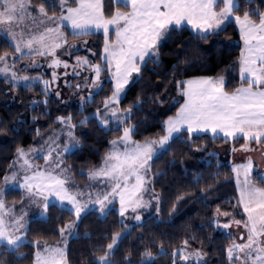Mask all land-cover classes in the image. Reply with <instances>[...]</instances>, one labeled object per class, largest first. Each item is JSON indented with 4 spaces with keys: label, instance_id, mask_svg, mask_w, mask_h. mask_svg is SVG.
<instances>
[{
    "label": "trees",
    "instance_id": "obj_1",
    "mask_svg": "<svg viewBox=\"0 0 264 264\" xmlns=\"http://www.w3.org/2000/svg\"><path fill=\"white\" fill-rule=\"evenodd\" d=\"M41 2L33 0L36 7ZM239 2L241 7L237 15L246 11L264 12L263 0ZM49 4H45V9L52 14ZM73 5L76 4L71 2ZM116 10L113 0H104L107 17ZM55 13L59 14V9ZM69 37L73 38L70 34ZM84 37L95 44L96 60L102 62L104 34L93 33L74 39ZM13 48L10 40L0 34V55L14 54ZM242 51L240 28L235 21L208 34L206 40L200 39L188 26L170 29L167 39L159 46L158 63L149 61L143 66L140 76L129 85L121 102L123 109L133 110L128 120L135 127L133 139L146 142L166 134V121L175 116L184 102L179 83L196 77H225L228 93L247 85L240 78ZM104 75H107V70ZM113 91V82L106 79L102 90L81 108L79 104L64 105L40 85L15 87L0 78V139H5L0 140V189L5 184L3 178L12 171L17 150L36 145L44 136L62 126L58 118L69 116L77 126L82 147L68 155L66 163L77 182L90 184L87 172L101 166L112 141L123 135L120 127L106 129L100 126L94 115L103 108L104 101ZM173 100L177 101L174 105ZM85 118L88 122L81 126ZM245 142L244 137L231 140L205 133L189 134L187 131L175 137L151 164L152 189L161 199L159 213H146L142 223H131L130 231L112 255L111 264H152L142 260V253L146 250L155 257L154 264H174L177 257L173 253L176 254L185 241L206 252L208 264H229L227 249L231 241L217 230L216 215L228 213L243 221L246 215L238 204L234 167L216 151L226 146L238 148ZM261 177L254 176V183L264 188ZM24 197L19 189L6 193V201L10 204L19 203ZM52 205L55 206L48 208V218L34 217L30 220L28 241L15 255L0 247V264H34L38 248L58 246L66 241L69 264H95L98 257L104 255L103 250L107 249L112 237L124 231L129 222L123 221L116 208L105 215L91 210L76 222L71 235L66 232L62 237L59 230L75 222V217L69 215L67 207L57 203ZM21 256L24 258L18 259Z\"/></svg>",
    "mask_w": 264,
    "mask_h": 264
},
{
    "label": "snow or ice",
    "instance_id": "obj_2",
    "mask_svg": "<svg viewBox=\"0 0 264 264\" xmlns=\"http://www.w3.org/2000/svg\"><path fill=\"white\" fill-rule=\"evenodd\" d=\"M71 2L77 6L72 7L69 0H53L49 7L55 13L58 3L60 15L50 16L45 9L48 0H42L35 12L31 9L32 0H0V32H7L15 41L13 48L15 53L21 58L27 56L31 59L32 54L55 56V50L66 43L62 26L71 29L73 38L87 36L93 29H103L105 56L102 59L106 61L108 71L115 81V90L112 96L104 101L103 106L107 112L102 116L98 109L95 114L102 127L108 126V116L119 124L131 119V108L121 117L120 109L112 105L119 104L121 92L129 83L131 74L140 72V64L146 65L149 61L158 63V44L169 35L170 29L180 28L186 23L191 25L200 39L206 40L209 33L220 29L241 7L239 0H113L117 10L110 18H106L102 11V0H71ZM221 4L223 7L216 11ZM121 7L127 11L121 12L119 10ZM252 17L257 19L254 20ZM234 19L239 25L241 38L244 41L239 70L241 81L246 83L247 87L237 88L229 94L224 90L222 77L215 80L199 78L179 83L178 88L181 89L180 95L184 97V102L175 117L166 121V135L143 145L135 144L129 149L133 128L125 126L120 140L112 141V151L105 156L103 165L89 173V179L109 183L110 192L103 196L97 194L95 200L90 197L88 202L82 203L78 196L83 193H72L65 187L68 180L64 173L67 170L61 169L60 173H56V169L63 163L60 159L61 153H57L54 159L55 149L50 148L47 155L42 157L45 168L43 170L37 168L33 171L36 166L27 158L28 153L23 149L17 150L20 160L23 161L20 167L25 173L23 183L18 186L30 197L43 198V213H46L50 206H55L49 201V196L55 197L61 207L65 201L71 205L67 211L70 216L75 217V222L59 230L62 237L66 232L72 234L71 230L77 226L76 222L80 220L81 213L88 209L89 203L98 204L100 212L104 214L106 202L111 204V198L118 196L119 214L122 217L129 208L135 213L138 208L149 207V203L140 195L145 190L146 183L142 170L145 173L150 171L148 161L152 159L154 147L159 146L163 149L173 138V133H180L182 129H186L189 134L211 131L213 136L223 133L225 137H236L240 134L245 140L262 142L264 138V12L246 11L243 16L235 15ZM121 22H123L122 26ZM110 25L116 26V39L111 43L108 39ZM17 28L20 29L19 32L15 31ZM17 36L20 39H17ZM34 45L38 47H33ZM82 63L87 64L88 61ZM60 64L61 61L54 58L49 66L57 67ZM63 66L68 67L66 63ZM13 67L15 63L8 64L7 54L0 55V75L6 77L10 75L11 80L16 84L21 82L26 84L29 77L18 76L16 72L11 71ZM92 70L98 81L101 74L100 65H93ZM53 79L55 80V74ZM44 84L47 90L48 82L45 81ZM88 100L90 101L91 97ZM58 122L75 127L71 123V117L58 118ZM87 122L88 118H85L81 126ZM68 136L70 140H74L71 131L68 132ZM118 143L125 145L124 151L118 149ZM75 146V144L66 145L63 152H70ZM241 169L244 175L242 186L239 179ZM251 170V161L232 169L236 173V183L240 193L238 204L247 214L244 226L248 235L245 243H234L227 249L229 264H237V262L264 264V188L252 184ZM133 178L135 182L130 183ZM16 179V172L3 178L6 185H10ZM260 179L264 181V177ZM4 191L0 189V247L15 255L24 243L22 237L16 234L23 227L21 223L23 217L9 226L5 217L11 210L6 209L2 199ZM32 202L41 206L39 199H34ZM134 219L139 221L141 217L137 214ZM234 223L239 225L241 221L236 220ZM216 226L227 229L231 224L221 225L216 222ZM123 238L119 233L113 236L107 249H102L104 255L99 256L95 264H111L112 254ZM175 255L173 253V256ZM190 256H194L197 261L203 258L199 251L189 255H185L182 251L180 253V259L185 261ZM23 258L18 257L21 260ZM142 260L154 264L155 257L150 250H146L142 253ZM35 264H67L65 249L46 245L43 254L41 252L35 254Z\"/></svg>",
    "mask_w": 264,
    "mask_h": 264
},
{
    "label": "rangeland",
    "instance_id": "obj_3",
    "mask_svg": "<svg viewBox=\"0 0 264 264\" xmlns=\"http://www.w3.org/2000/svg\"><path fill=\"white\" fill-rule=\"evenodd\" d=\"M48 2L51 4L53 2V0H48ZM69 3L71 5V0H69ZM76 6L77 5H73L72 7H76ZM221 7H223L222 4L216 9V11H219V8H221ZM31 9L33 12H35L38 9V7L34 6L33 0H32ZM56 9L58 10L59 6H56ZM119 10L121 12L127 11V10H123V9L122 10L119 9ZM102 11L105 15L104 0H102ZM53 14H55L56 16L60 15V13L59 14L49 13L50 16ZM235 15H237V14L234 13L233 17L229 21H227L224 25H222L221 28L218 29L217 31L224 28L229 22L235 21V19H234ZM240 16H243V15H240ZM105 17L110 18V17H107L106 15H105ZM122 23L123 22H121V26H122ZM49 26H55V25L49 24ZM183 26H188L189 28H191V25H188L186 23ZM61 30H62L64 36L66 37V43H64L61 48H58L55 50V56L54 57L53 56H38V55L32 54V58L29 59L27 56H24L21 58L19 56V54H17V53L7 54L8 64L12 65L13 63H15V67L11 68V71L16 72L18 76H28L29 77V81L26 84L24 82L16 84L15 81L11 80L10 75L7 77L0 75V78L6 79L13 86L15 85V87L29 88V87H34V86L40 85L44 90H45L44 82L47 81L49 87L45 91L48 94H53L55 96V98L60 100L64 105L79 104L81 106V108H84L87 105V103L92 101L94 96L102 90L106 79L111 80L113 82L114 90H115V81L112 79L111 73L108 71L106 61L104 59H102V62H98L96 60L97 53L94 49L95 44L92 42V40L90 38L84 37L81 39H74L72 37H69V34L71 35V29L70 28H68L66 26H62ZM15 31L19 32L20 29L17 28V29H15ZM115 31H116V26L110 25L109 26V33H108V39H109L110 43L114 42L116 39ZM217 31H215V32H217ZM93 33H103V29H100V30L93 29L91 34H93ZM212 33H214V32H212ZM0 34L3 35L4 37H6L7 39H9L10 42L14 46L15 41L12 40L11 36L7 32H0ZM209 34H211V33H209ZM167 37H168V35L165 36L159 42L158 47L162 43H164V41L167 39ZM17 39H20V37L17 36ZM33 47H38V46L34 45ZM104 47H105V42H104ZM104 47H103L102 58L105 56ZM25 51H27V50H25ZM54 58L60 60L61 64L57 67H50L49 65L51 64V62ZM145 59L147 60L148 58L146 57ZM85 60L88 61L87 64L82 63ZM65 63L68 65L67 68H65L63 66ZM93 65H100V67H101V74H100L98 81L96 80L95 72L92 70ZM144 65L145 64L139 65L140 66V72L139 73L133 72L131 74V77L129 78V83L124 87L123 91L120 94L119 104L118 105H112V107H118L120 109L119 115L121 117H123L126 114V110H127V109L122 108L121 102L124 99V97L126 96V92H127L129 85L135 80L136 77L140 76L141 70H142ZM106 70H107V75H104V72ZM53 74H55V80L53 79ZM107 76L109 78H106ZM219 78H221V77H216V78H211V79L215 80V79H219ZM222 78L224 80V88H225L226 78L225 77H222ZM93 82H95V83H93ZM57 93H59V95H57ZM89 97H91L90 101L88 100ZM85 101H88V102L85 103ZM176 102H177L176 100H173L172 105H174ZM99 110H100V114L102 116L104 115L105 112H107V110L104 109V106H103V108H100ZM96 113H97V111L94 113V115ZM132 113H133V110H132ZM69 117H71V116H69ZM173 117H175V116H172L170 118H173ZM64 118L66 119L68 117H64ZM107 118L109 119V124L107 127H105L106 129H110L112 127H115V128L120 127L123 129L125 126L133 128V131L135 129L133 124L128 123V120H126L124 124H119L118 122L114 121L111 118V116H108ZM71 123H72V125H75V127H70L67 124H62L61 127H59L58 129H55L53 132H51L47 136H44L42 138V140H40L36 145H33L31 147H28V148H22V149L24 150L25 153H28L27 158L30 161H32L34 163V165L36 166L33 169V171H35L37 168L41 169V170H43L45 168V161L42 157L47 155L48 150L50 148L55 149V151H53V158L54 159L56 158L57 153H61L60 159H62L63 163L60 164V168L56 169V173H60L61 169L67 170L64 173V176H66L67 180H68L65 187L72 193H83V195L78 196V199L82 203H84V202H88L90 197L92 200H95L97 194H100L101 196H103L105 193L110 192L111 191V185L107 182H102L101 180H91L90 179V181H91L90 184L89 183L88 184L87 183L86 184L85 183H79L75 180L73 174L70 172L69 166L66 163V158L68 155H70L76 149H81L82 144H81V141L79 138V134L77 132V126H76V124L73 123L72 117H71ZM81 130H83V128ZM69 131L72 132L74 140H70V138L68 136ZM183 131H187V130L182 129L180 133H173V138L168 142L167 145H165V147L163 149H161L159 146L154 147L152 159L148 161V166L150 167V171H147L145 173L142 170V174L145 175L146 183L144 185L145 190H143L140 193V195L143 197V200L148 202L150 206L146 207V208H138L135 213H133L130 208L128 209V211L125 212V215L122 217V219H123V221L128 220L129 222L127 223L126 229L119 233V234H121L122 237H124L130 231L133 224L142 223L144 221V217H145L146 213H154V214L159 213L160 207H161L160 206L161 199L159 196L156 195V193L152 189V180H153L152 174H151L152 160L154 158H156L158 155H160L168 147L169 143L175 137L180 135ZM197 133L198 134H204L205 133V134H210L211 136H213L211 131L193 132L191 134H197ZM216 136L225 137L223 135V133H220L219 135H216ZM216 136H213V137H216ZM239 137H243V136L238 134L236 137H225V138L235 140ZM0 140L3 141L5 139L2 138ZM119 140H120V138L116 139L115 141H119ZM153 140H159V139H151V140H148L146 142H136L133 139V136L131 134V141H130L128 147L130 149L135 144L143 145V144L150 142V141H153ZM262 140H264V139H262ZM245 141L246 142L244 143V145H242L238 148H236L234 146L220 147L219 149H217L216 152L220 156L224 157L229 163H231L233 167H237L239 165H244V164H247L249 161H251L252 170H251L250 179H251L252 184L254 186L259 187L254 183V176L258 175V176L264 177V141H262L260 143H257L255 140H245ZM71 144H75L76 146L74 148H72V150L70 152H63L64 147L66 145H71ZM117 147L120 151H124V149H125V145L123 143H118ZM112 148H113V145H112L110 151H112ZM22 163H23V161L20 160L18 153H17V156H16L14 163L12 165V167H13L12 171L10 172L9 175H7V176H11L13 172H16L17 173V179H16V181L12 182L10 185L4 184L3 189L5 191H4V195H3L2 199L4 200L6 209L11 210L10 214L5 217L9 226H11L15 222V220L23 217V219L21 220L23 227H21L16 234L21 236L24 243H25L28 241L27 230L29 227L30 220L34 217L46 219V218H48V211L46 213H43V208H42L43 198L42 197L41 198L30 197L24 189L19 188L18 185L20 183H23V177L25 175L24 171L20 167V165ZM102 165H103V163L101 164V166ZM89 173L90 172H87L88 176H89ZM28 174L30 175L31 172H29ZM235 176H236V173H235ZM236 179H237V177H236ZM239 179L241 181V186H242L243 180H244V175H243L242 169L240 171ZM134 182H135L134 178L132 180H130V183H134ZM17 189L23 191V193L25 195L24 200L20 201L19 203H12V204L8 203L6 201V193L10 190H17ZM157 197L159 198L158 200H157ZM239 198H240V193L238 190V201H239ZM34 199H39V205H41V206L34 204L32 202ZM48 199L51 202V204L57 203L60 205V202L57 201L55 197L49 196ZM111 199H112L111 204H108L106 202L104 214H102L100 212V210H99L100 206L98 204L89 203L88 209L85 212H82L81 216L85 215L87 212H89L91 210H98L102 215H105L106 213H108L112 208H116L119 211V209H120L119 197L117 196V197H114ZM63 207L70 208L71 205H69L67 203V201H65ZM157 209H158V211H157ZM42 213H43V215H42ZM137 214L140 215V217H141V219L139 221L134 219L135 215H137ZM245 215H246V218L243 221L241 219L234 218L230 214L224 215V213H222V212L217 213L216 222H219L221 225L224 223H230L231 224V226L227 229L222 228V227L217 228V230L219 232L226 234L228 236V238H230L231 245L229 247H231L234 243L242 244V243L246 242L248 233H247V230L244 226L245 222L247 221V214L245 213ZM236 220L241 221V223L239 225H237L236 223H234V221H236ZM131 223H133V224H131ZM241 237H243V239H241ZM119 243H118V245H119ZM118 245H117V247H118ZM50 247L64 248L65 253H66L67 264H69L68 258H67V241L61 245L50 246ZM117 247H116V249H117ZM181 251L185 255H189V254H192V253L199 251L202 254L203 258L201 260L197 261V259L194 256H190V258L187 261H185V260L180 259ZM37 252H41L43 254V249L38 248ZM208 256L209 255L206 252H204L202 249H197V248L192 247L189 244H187V245L184 244L177 251V253H176L177 260L174 262V264H178L179 262H181V264H208V262H209ZM111 262H113L112 257H111ZM237 264H239V262H237Z\"/></svg>",
    "mask_w": 264,
    "mask_h": 264
},
{
    "label": "crops",
    "instance_id": "obj_4",
    "mask_svg": "<svg viewBox=\"0 0 264 264\" xmlns=\"http://www.w3.org/2000/svg\"><path fill=\"white\" fill-rule=\"evenodd\" d=\"M242 45H243V50H244V41L242 40ZM199 78H213V77H196V78H191V79H189V80H192V79H199ZM242 87H247V85H244V86H242ZM241 88V87H240ZM224 90H225V88H224ZM225 92H227L226 90H225ZM228 93V92H227ZM229 94H231V93H229ZM180 109V108H179ZM179 111V110H178ZM177 111V112H178ZM176 115V114H175ZM262 139H264V138H262Z\"/></svg>",
    "mask_w": 264,
    "mask_h": 264
}]
</instances>
